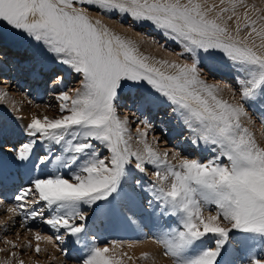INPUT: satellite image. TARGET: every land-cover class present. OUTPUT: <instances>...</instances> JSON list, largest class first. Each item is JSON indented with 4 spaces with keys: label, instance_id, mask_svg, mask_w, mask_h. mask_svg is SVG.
I'll use <instances>...</instances> for the list:
<instances>
[{
    "label": "snow or ice",
    "instance_id": "1",
    "mask_svg": "<svg viewBox=\"0 0 264 264\" xmlns=\"http://www.w3.org/2000/svg\"><path fill=\"white\" fill-rule=\"evenodd\" d=\"M77 4L96 5L105 11L127 14L134 21L150 22L164 30L166 36L181 41L185 51L192 54L191 63L155 60L143 54L135 40L118 34L98 19L94 21ZM205 4L206 0H0V23L40 42L55 60L82 76L81 87L75 89L74 95L62 92L56 97L63 101L59 105L62 115L32 117L26 127L31 138L27 144L5 150L0 143V170L6 152L13 154L19 167L30 160L38 141L66 142L63 151L70 155L66 160L57 157L59 167L67 168L86 155L71 179L51 173L37 176L28 181L27 187L17 190L11 197L13 204L6 206L0 200V209L23 216L21 226L40 219L55 233L63 229L68 235L78 236L85 229L82 221L87 219L81 206L107 203L114 194L118 197L129 175L128 166L135 160L134 167L141 173L146 171V163L157 169L165 166L163 175L155 172L153 190L168 214L177 218V227L163 231L156 242L163 246L165 256L174 259V264H217L221 248L233 230L264 236V146L242 124V117L247 115L243 104L222 98L218 85L201 78L197 58L199 50L209 54L219 50L250 77L240 81L242 100L264 93V14H257L264 10L255 6L249 10L246 0H220L219 8ZM233 21L234 27L230 24ZM141 82H147L175 105L189 130L198 140L215 145L219 155L207 163L186 157L169 163L167 152L161 153L147 142L145 130H138L143 150L133 151L127 136L128 118L118 115L117 102L123 89L139 88ZM140 101L151 102L145 96ZM141 123L146 125L147 121ZM91 140L102 142L110 156L101 158ZM221 157L229 163L219 162ZM38 160L43 166L50 157ZM169 178L170 183L163 186L161 182ZM29 203L43 204L44 208H29ZM208 206L216 208L215 214L210 211L204 215ZM45 208L53 213L47 219ZM208 235L216 237V246L201 247L190 255ZM34 238L53 242L52 236L40 232ZM64 239L55 236L56 241ZM5 243L17 247L12 240L5 239ZM109 243L111 246L91 247L83 264H126L125 258L132 259L127 252L119 251L123 242ZM28 247H32L30 241ZM35 251H41L39 243ZM16 255L11 253L12 257ZM141 255L146 258L148 253ZM0 264L12 261L6 259ZM17 264L24 261L18 260ZM250 264H264V259L252 256Z\"/></svg>",
    "mask_w": 264,
    "mask_h": 264
},
{
    "label": "rangeland",
    "instance_id": "2",
    "mask_svg": "<svg viewBox=\"0 0 264 264\" xmlns=\"http://www.w3.org/2000/svg\"><path fill=\"white\" fill-rule=\"evenodd\" d=\"M246 4L249 10L252 6H255L257 9L264 10V0H246ZM216 5L218 8L221 6L220 3H216ZM76 7L82 8L84 11H87L94 21L98 19L118 34L135 40L140 48V51L145 55L154 57L155 60H168L169 62L175 60L181 64L186 62L191 63L192 61V54L185 51L184 44L181 41L166 36L164 34V30L156 28L150 22L134 21L127 14L120 13L116 10L105 11L96 5L77 4ZM243 10V8L240 9L241 12H243ZM230 24L234 27V21L230 22ZM246 32L247 30L241 32V36H244ZM128 33L130 34V36ZM34 44H40V47L38 48L47 52L46 49H43V46L40 42L29 38L20 30L12 29L10 26L6 25V23H0V55H3L4 50L7 48L8 50L13 51V53L11 54L7 53L6 55L8 56L9 54H17V51H20V49L22 51H24V49H29V47ZM19 58L22 57L19 56ZM26 58L27 55H25V59ZM197 58L199 59L198 67L200 69L201 78L206 80L209 84L218 85L220 89L219 95L222 98L229 100L233 103L238 102L243 104L247 112L246 119L248 120V123L246 122L247 124L245 123V125L250 128L253 132L255 131L254 133L257 142L261 146H264V93L258 92L255 98L248 101L242 100L240 91L242 85L240 81H246L250 77L247 71L244 70L241 65L230 61L219 50H215L211 54L199 50ZM7 60H12L13 63H17L14 59V56H10ZM52 61L54 62V58H52ZM56 63H58V65L57 67H55L54 71L50 70V66L49 70H47L46 73H41L44 75H42L39 80L31 81L30 83L29 81H24L25 79H29L26 76V71H20L16 68L15 72H13V70L11 69L6 71V75L8 76V79H10V81L8 82L9 84L7 85V92H20L24 95H27L29 101H32L33 103L39 105V107H32L29 106L30 104H28L26 107H24V109H22L24 113H18V115H15L18 120H12V116L10 117V115L8 114L10 112H2L4 110L0 108L2 110H0V118L2 119L1 135L3 134L2 132H4L9 134L11 137L16 138V141L14 140L15 142L13 143L14 146L19 145L18 142L22 140H25V142H28L29 140V136L26 133L27 125L18 126L19 120H25V123L28 124L30 122L27 119L28 117H43L44 115H47L51 118L59 117L60 115H62L59 112V105L63 101L57 100L56 97L62 92H68L70 96L74 95L75 89L81 87L82 76L80 74L75 73L74 71L68 72L66 70L67 74L64 75L61 68L63 65L60 64L58 61H56ZM21 78L23 82L21 83V85L17 86L15 81H19L21 80ZM34 84L35 87H33ZM0 85H2V82H0ZM36 88H39V90L41 91V94L39 95L38 99L35 98V95H37L38 92V90H35ZM144 94L155 97V104L144 103L142 108L143 110L140 109L139 111H137V104L139 103L137 101H139L140 97ZM175 109V105L171 104L165 98L161 97L158 93H156L155 90L147 84V82H141L139 88L132 87L123 89L120 94V99L117 102L118 115L121 118H128L129 132L132 133V131H138L139 129L144 130V126L147 127L145 130L147 131V142L157 151L161 153L167 152V161L169 163L175 164L181 157L197 159L203 163H207L208 160H212L217 157L219 155L217 147L215 145L207 144L202 140H198L197 136L193 134L185 124L183 117ZM10 114L13 115L12 113ZM141 121H147V124H142ZM14 126L18 128L19 133L17 132V136L12 135L13 133H16ZM90 142L93 144V148L96 152L99 153L101 158L110 156V152L107 150V148L102 142L96 140H91ZM0 143H3L4 148L8 146V142L5 140V138L1 139ZM129 144L132 150H135L137 148L135 144H132L130 142ZM51 145L56 146L54 148L49 147L48 153H46L45 150H41L39 144L35 145V157L34 155H32V163H34L35 166L39 164V157L48 156L50 157V159H53L55 158V156H57V153L60 152L58 150L60 147H58V144H55L54 142H52ZM12 147L13 146H11V148ZM141 148H143V143L141 144ZM177 153H179V156L177 155ZM219 162L223 164L229 163L226 157H221ZM134 164L135 160H133L132 164L128 166L129 175L126 178V181L130 182L131 185L129 186L128 184H126L127 182L124 181L121 185V190L123 194H119V198H117L118 202L114 196L110 198L109 202L113 204L117 203V207H120L118 208V210L120 211L119 213H121V211L123 210L121 214L129 213L133 204H139L142 208L133 211L134 214L132 216L128 215V220H130L134 218V216L140 217L144 214V210H148V203H146V201H148L150 203L151 208L156 207L153 208L155 209L154 211L158 210L160 215H162L160 216V220L162 221L161 224H159V226H161L159 231L163 232L167 229L177 227V218L168 214V210L165 208L163 202L155 198L153 190V183L157 181L155 172L160 171L163 175L165 173V166L162 164L160 168L157 169L154 165L146 163V171L144 173H141L135 169ZM80 165L81 164H79V161H77L76 163L71 164L69 167L60 170V175L65 176V178L71 179V174L73 172H76L79 169ZM18 172L19 171H16V173ZM50 173H42L39 176L44 177ZM19 176L20 175L18 173V177ZM34 178L27 177V182L30 179ZM18 181L19 180H17L16 183H18ZM170 181L171 178H169L168 181H162L161 184L166 187L170 183ZM27 182L22 181L21 183L26 184ZM20 187L21 186H18V189ZM18 189L15 188L11 191L10 199L15 194H17ZM31 199L32 198L30 197L29 201H31ZM11 201L14 203L12 199ZM30 206L31 208L35 207L36 209H39L37 205L33 206L31 205V203H29V207ZM127 206H129V208ZM124 210L126 212H124ZM81 211H83L84 213H90L88 216L89 221L84 224L88 240L91 238L93 240H91V247H103L105 244H109L110 246L109 242L113 240L121 241L123 243H138L135 242L134 239H124L120 236L118 238H107L104 231L101 233L100 228L97 226L98 223H102L101 218L97 216L98 206L92 209L91 206L83 205L81 206ZM210 211L215 214L216 208L214 206L206 207L204 209V215L207 216ZM51 213V211L44 213V218H49L51 216ZM21 220L22 219H20V221ZM39 220L40 219L35 220V223ZM3 221L4 220L0 219L1 224ZM224 223L225 226L230 227L227 222ZM120 224L121 226L119 229H123L126 227L125 222H121ZM123 224H125V227H123ZM141 225L145 230L147 229L145 235L148 236H146V239L149 240V242H151L152 244H155L159 248L161 253L164 255L163 246L156 242L157 237L160 236L162 233H159L158 230H153L152 232H150V230H148L147 228V224L144 223V221ZM3 226L7 227V225H5V222ZM39 226V223H37V227H35V224H33L22 230L20 228L16 229L15 227L12 229L13 232L0 230V249H4V251H0V261L9 259L11 253L15 252L17 253V255L15 257L11 256L10 258L12 264H17L18 260H23L24 264H42V262L40 261L41 258L38 257L30 248L26 250L23 247H20V243H25V239L30 240L32 245L34 243H39L43 245L42 241L35 240L34 242V240H32L33 238H28L27 234L29 232L38 231L43 236L46 234L48 236L51 235L54 238V230H52L50 226L44 223L41 225L43 228L39 229ZM29 228L31 229V231H29ZM19 230H21V232H19ZM62 233L64 234V237L67 236L65 231L60 230L59 235H62ZM260 237L261 238L258 239L254 234L242 233L239 230H233L229 235L227 243L221 248L222 254L219 258L220 261L218 260L217 264H250L252 256H256V258L258 259H264V253H262V250H264V236ZM254 238L256 239V241L253 243L252 241L254 240ZM5 239L15 241L17 247L13 248L12 245L6 244ZM215 239L216 237H214L213 235H208L201 243H204L205 246L214 248L216 246ZM57 244L59 243L57 242ZM140 245L142 244H137V246ZM133 246L130 249L135 248ZM124 249H128V247L123 245V250ZM189 254L191 255V252ZM130 255H132V253H130ZM165 257L167 259V261H164L165 263L169 262L170 264H174V259L171 256ZM225 258L229 261V263L222 262V260ZM125 259L126 264H129L130 260H127V258ZM66 261H62L61 264H83L82 259H80L79 262L76 260L75 257ZM136 264L144 263L141 262V260H138Z\"/></svg>",
    "mask_w": 264,
    "mask_h": 264
},
{
    "label": "bare ground",
    "instance_id": "3",
    "mask_svg": "<svg viewBox=\"0 0 264 264\" xmlns=\"http://www.w3.org/2000/svg\"><path fill=\"white\" fill-rule=\"evenodd\" d=\"M215 2L217 4H219L220 0H206L205 6L207 7L211 4H216ZM239 11H240V9H239ZM85 12L88 14L87 11H85ZM212 15H215V12H213ZM129 36H130V34H129ZM257 43H259V41H257ZM38 47H40V44H34V45L30 46L29 49H24V51H22L20 49V51H17L18 53L14 54V55H10L11 53H13V51L8 50V48H7L4 50V54L0 55V74H1L0 82H2V85H0V108L3 109L4 111H2L1 109L0 110L2 112L6 111V112L12 113L13 115L8 113L10 115V117L12 116L11 117L12 120H18V118L15 115L16 114L18 115V113H24L22 109H24V107H26L28 104H30L29 106H32V107H39V105H37L36 103H33L32 101H29L28 96L24 95L20 92H17V93L7 92V85L9 84L8 82L10 81V79H8V76L6 75V71L11 69V70H13V72H15V68L19 69L20 71L24 70L27 73L26 76L29 78L28 80L25 79L24 81H29V83H30L31 81L39 80L42 77V75H44L41 73H46V71L49 70L50 66H51L50 70L54 71L55 67H57V65H58V63H56L57 60L54 59V62L52 61L53 54H50V53L45 52L43 50H40V48H38ZM9 49H12V48H9ZM43 49H45V48L43 47ZM7 53H10V54L7 56L6 55ZM25 55H27L26 59H25ZM10 56L11 57L14 56V59L17 63H13L12 60L8 61L7 59ZM19 56L22 58H19ZM161 67L164 70L173 71L172 69H168L166 66H161ZM61 68H62L64 75L67 74V71L72 72V70H70L68 68V66H66V65H63ZM22 82H23L22 78L19 81H15L17 86L21 85ZM33 87H35V84ZM35 90H38L37 95H35V98L38 99L39 95L41 94L40 93L41 91L39 90V88H36ZM142 96L149 97L151 100L150 103L155 104V97H153L151 95H147V94H144ZM137 102H139L138 104L136 103L137 107H138L137 111H139L140 109L143 108L144 103H141L140 100ZM69 104H70V102H69ZM4 117H6V116H4ZM39 117H42V116H39ZM27 119L29 121H31L32 118L28 117ZM21 121L22 120L18 121V126L27 125V123H25V120L22 122ZM247 121L248 120L246 119V116L242 117V124L244 126H246L245 123ZM146 128L147 127L144 126V130H146ZM1 129H2V119L0 118V142H1V139H4V138L8 142L7 143L8 146L5 147V150L11 148V146H13L15 148L17 147V149H20V148H22V146L24 144H27L29 142V140L31 139L30 137L27 136L29 138L28 142H25V140H22V141L18 142L19 145L14 146L13 143L16 141L15 140L16 138L11 137L9 134L4 133V132H2L3 134L1 135ZM14 129H15L16 133L15 134L13 133L12 135L17 136V134L19 133L18 128L14 126ZM139 130H141V129H139ZM127 136L129 138V142L132 144H135L137 146V148L133 151H136V150L142 151L143 150V148H141L142 138L139 136V131L135 130V131H132V133L128 132ZM70 138L71 137H66V140L70 139ZM43 142L38 141L36 144H39L41 150H43V151L45 150L46 153L49 152V149H48L49 147L54 148L56 146V145L52 146L53 144L51 145L52 141L45 140ZM74 142H76V141H74ZM57 146L60 147L58 149L60 152L57 153V156H55V158H53V159L51 158L52 161L50 159L49 162L45 163L43 166H41L39 164L37 166H35L34 163H32L33 162L32 155H34V157H35V152H36L35 146L32 150L30 160L23 162V164H20L19 167H17V164L19 162L14 161L12 158L13 154L6 152V154L4 156V166H3L2 170H0V200L4 201L6 206L13 204V202L10 199V195H11L12 190H14L15 188L18 189V186H21V187H27L28 186L27 177L34 178L37 175L39 176L42 173H50V172H52L51 174H60V170H63L65 167H59L58 162H57V157H59L60 160H66L70 153L63 151V149L65 147H67L66 142H61V144H58ZM84 159H86V157L81 156V158L78 160L79 164H82L84 162ZM16 171H19L18 173L20 175L19 176L20 178L18 177V173H16ZM17 180H19L18 183H16ZM22 181L27 182V183L22 184L21 183ZM126 182H127L126 184H128L129 186L131 185L130 182H128V181H126ZM119 194L120 195L123 194L121 189H120ZM113 196L116 198V200H117V198H119V196L117 197L116 194H114ZM117 202H118V200H117ZM146 203H148L147 204L148 210H144V212H143L144 214L141 215L140 217L134 216V218H132L130 220H128V217L132 216L134 214L133 211L142 208V207H140L139 204H133L129 213H127V214L126 213L121 214L123 210L121 211V213H119L120 211L118 210V208H120V207H117L118 204L117 203L113 204L109 201L107 203L98 202L96 205H92L91 207L93 209L94 207L96 208L98 206L97 216H99L101 218L102 223H98L97 226L100 228L101 233L103 231L105 232V235L107 236V238H110V237L111 238L112 237L118 238L120 236L124 239H130L131 238V239H134L135 242H138V243H128V242L125 243L124 242L123 245H125L126 247H128V244H132V245H136V246H133V247H135L133 249H130L128 247V249L123 250V247H122L119 250V251L127 252L128 255L132 257L129 264H136L138 260H141V262H143L144 264H168L169 262L168 263L164 262V261H167V259L161 253L159 248L155 244H152L151 242H149V240L146 239V236H148V235H145L147 229L145 230L141 225L143 221H144V223L147 224V228H148V230H150V232H152L153 230H158L159 233H162V231H159V229L161 227V226H159V224H161V221H162V220H160L161 219L160 216H162V215H160L158 210L154 211L155 209H153V208H156V207L151 208L150 203L148 201H146ZM37 206L39 209L44 208V206L42 204L37 205ZM127 207L129 208V206H127ZM29 208H31V206ZM39 209H37V210H39ZM1 212H3L4 214ZM47 212H50V210H47L45 208L44 213H47ZM124 212H126V211L124 210ZM85 214L87 216V219L85 221H82L83 223H86L87 221H89L88 216L90 213L86 212ZM51 215H52V213H51ZM0 219L4 220L2 222V224L0 222V225H1L0 230H2V231H7V232L12 231L13 232L12 229L15 227H16V229L20 228L22 230V229H24L30 225H33V224H35V227H37V223H39V225H40L38 227L39 229L43 228L41 226L43 224V222L41 220L36 221V223H35V220L34 221L29 220L28 224L26 226H21L23 223V216L13 214V213H8L4 209H0ZM20 219H22V220L20 221ZM4 222H5V225H7V227L3 226ZM121 222L126 223V227L124 226L125 224H123V227H125L123 229H119L121 226V224H120ZM21 230H19V232H21ZM61 230H63V229H61ZM36 232H38V231L29 232L27 234V237L28 238L30 237V239L33 238L32 240H34V242H35L36 239L34 238V234ZM86 233L87 232L85 229L78 236H71V235H68L66 233L67 236H65V239L62 242H60V241L55 240V236L57 234L59 235V233H55V231H54V238H53L54 243L53 242L49 243L48 241L41 240L43 245L40 244L41 251L39 253H37L35 251V245L34 244H36V243H34L33 245L31 244L32 247H28V241H30L28 239H25V241H24L25 243H20V247H23L26 250L28 248H30L38 257L41 258L40 261L42 262V264H61L62 261L64 262V261L72 259L74 257L76 258L77 261L80 262V259H82V261H83L86 258V256L88 255V252L90 250V247L92 246V244H91L92 238L88 240ZM63 235L64 234L62 233L61 236H63ZM44 236H48V235L45 234ZM256 238L260 239L261 237L256 236ZM139 239H140V241H139ZM255 241H256V239L254 238V240L252 242L254 243ZM57 242L59 244H57ZM142 242H144V243H142ZM140 243L142 245L137 246V244H140ZM201 247L207 248L208 246H205L204 243L203 244L201 243V245H199L193 252H191V254H194L195 251H199ZM130 253H132V255H130ZM142 253H148V256L146 258H142V255H141ZM221 254H222V252H221ZM220 256L217 257V261L219 260ZM10 258H11V255L9 256V259ZM64 259H66V260H64ZM0 262H2V261H0ZM222 262L229 263V261L226 260V258L223 259Z\"/></svg>",
    "mask_w": 264,
    "mask_h": 264
}]
</instances>
